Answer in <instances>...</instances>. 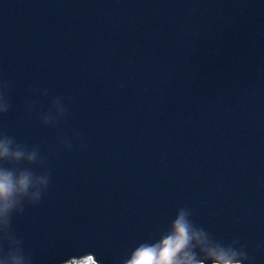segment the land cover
I'll return each instance as SVG.
<instances>
[{
	"label": "water",
	"instance_id": "water-1",
	"mask_svg": "<svg viewBox=\"0 0 264 264\" xmlns=\"http://www.w3.org/2000/svg\"><path fill=\"white\" fill-rule=\"evenodd\" d=\"M0 81V132L38 145L51 172L12 214L21 244L0 225V260L125 264L186 208L264 264V0H0ZM55 96L73 99L52 127L38 113Z\"/></svg>",
	"mask_w": 264,
	"mask_h": 264
},
{
	"label": "clouds",
	"instance_id": "clouds-1",
	"mask_svg": "<svg viewBox=\"0 0 264 264\" xmlns=\"http://www.w3.org/2000/svg\"><path fill=\"white\" fill-rule=\"evenodd\" d=\"M12 81H0V115L10 109L8 92L12 87ZM123 87V85H120ZM32 95L39 94L48 96L47 89L31 88ZM72 97L55 96L51 100L48 111L39 114L38 118L44 125L55 127L67 115L66 103L72 102ZM33 104L28 103V111H31ZM80 147H83L82 135L78 131L73 132ZM65 149L73 147L71 139L66 136L58 137ZM0 161L14 165L6 168L0 166V225L3 227L5 240L21 244V240H15L18 233L11 232V218L13 212L22 214L24 203L36 205L48 190L51 172L47 168V161L40 156L38 145L29 148L20 144L0 132ZM21 162L27 165L35 164L43 171L36 173L28 167L19 169L15 167ZM192 210L180 208L177 210L170 229L154 242L139 244L131 253L130 259L125 264H251V258L245 252L246 245L237 248L236 240L231 244L224 245L214 240L211 235L202 227H197L190 219ZM11 232V237H9ZM264 245H258L262 247ZM97 254L94 252H83L73 255L71 258L61 261H53V264H98ZM0 264H24L23 255H12L11 260H0ZM99 264H106L100 260Z\"/></svg>",
	"mask_w": 264,
	"mask_h": 264
}]
</instances>
